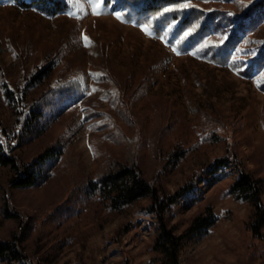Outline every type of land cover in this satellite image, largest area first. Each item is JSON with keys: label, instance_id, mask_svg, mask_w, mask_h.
Segmentation results:
<instances>
[{"label": "rangeland", "instance_id": "1", "mask_svg": "<svg viewBox=\"0 0 264 264\" xmlns=\"http://www.w3.org/2000/svg\"><path fill=\"white\" fill-rule=\"evenodd\" d=\"M61 1L64 9L58 15L0 2V140L23 162L57 139L67 153L66 165L61 159L48 162L44 178L29 189L13 188L12 173L0 167V240L19 239L37 264H152L158 222L146 211L149 200L117 212L84 197L72 219L52 214L76 184L134 159L148 179L174 194L193 173L208 172L226 155L227 141L210 139L204 128L213 120L226 123L231 147L246 171L264 178V67L245 74L264 44V21L223 64L208 54L227 41V32H215L197 45L189 39L191 30L176 35L179 21L164 22L172 10L145 12L139 19L134 6L144 0ZM252 1L196 0L191 6L235 19ZM52 61L55 74L48 85L71 80L77 88L46 117L43 131L21 146L23 105L46 88L24 91V86ZM115 86L121 97L112 91ZM5 88L24 96L17 113ZM176 153L182 155L177 163L172 159ZM237 177L232 168L213 182L205 177L168 212L166 221L178 236L210 209L217 219L185 241L180 264H264V242L253 238L248 227L251 205L227 195Z\"/></svg>", "mask_w": 264, "mask_h": 264}, {"label": "trees", "instance_id": "2", "mask_svg": "<svg viewBox=\"0 0 264 264\" xmlns=\"http://www.w3.org/2000/svg\"><path fill=\"white\" fill-rule=\"evenodd\" d=\"M144 1L140 5L134 6L136 9L135 16L140 19L145 12L161 13L163 9H171L170 18L168 16L164 17V22L170 20L179 21L180 28L176 35L191 30L192 33L189 39L192 42H197V45L203 43L208 36L215 32H227L229 36L227 41L215 53L208 54L210 60L223 64L231 62L239 42L253 35L264 21V0L249 2L245 14L235 19H226V12L207 13L198 5L191 6V3L196 0ZM0 2H11L23 9H36L48 15H58L64 9V4L61 0H0ZM134 2H137V0ZM185 3L192 8L188 10V7H183ZM223 22L224 25L222 24ZM161 24L164 25L162 21ZM255 66L258 68L264 67V44L260 47L257 56L245 74L251 75ZM54 74L55 65L52 61L33 72L27 79L24 91L41 85H45L46 88L37 100L23 105L26 109H24V112L27 111V114L22 133L18 136L19 145L21 146H23L25 141L34 138L43 131L46 117L59 107L62 99L73 95V91L77 88V85L71 83V80L66 83L56 82L53 86L48 85V80ZM111 89L119 97L122 96V91L119 87L115 86ZM4 96L12 110L17 113L24 96H16L15 92L9 88H5ZM123 106L129 112L128 103L124 102ZM219 122L213 120L208 122V125L204 126V128L209 131L207 135L210 139L214 140L220 136V138L227 141L230 147H228L226 155L217 158L208 172L198 170L193 173L190 179L174 194H169L165 190L162 191L159 188L160 186L156 185L155 180L148 179L136 159L130 163L117 162L114 167L109 166L105 172L100 173L95 180L76 184L65 202L59 205L52 216L58 217V219L62 218V220L72 219L81 211L84 197L96 198L101 204L117 212L142 200H149L150 205L146 208V211L153 214L158 222V234L152 244V251L155 253L152 264H180L185 241L214 226L217 219L214 212L210 209L206 216L195 218L183 235L178 236L175 229L169 226L166 221L168 212L182 198L203 184L205 177L210 178V182H213L216 179V175L222 173L225 168H232L237 171L238 177L229 187L227 195L251 205L253 212L248 227L253 238L263 243L264 178L246 171L244 161L239 158L236 148L231 147L233 144L231 143V137L227 133L226 123L220 122L219 124ZM118 132V135L125 137V132L121 128H118ZM136 135L141 136L139 130ZM134 140L139 141V138L135 137ZM62 141V139H57L52 143H48L33 160L23 162L14 154L11 146L0 140V167L9 169L12 173L11 186L19 189L34 187L41 178H44L43 167L55 159H61V163L66 165L67 153L62 147ZM135 154L138 155L137 153ZM157 157L159 161L164 160L161 154ZM181 157L182 155L176 153L172 159L177 163ZM16 243L17 247L12 244V241L0 240V264H27L26 253L17 238Z\"/></svg>", "mask_w": 264, "mask_h": 264}, {"label": "built area", "instance_id": "3", "mask_svg": "<svg viewBox=\"0 0 264 264\" xmlns=\"http://www.w3.org/2000/svg\"><path fill=\"white\" fill-rule=\"evenodd\" d=\"M12 244H14V246L17 247V243H16V239L15 241H12ZM27 257V255H25ZM30 261V264H35V260H29Z\"/></svg>", "mask_w": 264, "mask_h": 264}, {"label": "snow or ice", "instance_id": "4", "mask_svg": "<svg viewBox=\"0 0 264 264\" xmlns=\"http://www.w3.org/2000/svg\"><path fill=\"white\" fill-rule=\"evenodd\" d=\"M183 7L187 8V7H189V5H188L187 3H185V4L183 5ZM166 11H171V9H166ZM117 18H119V17H117ZM142 30H143V29H142ZM84 39L87 40V37H84Z\"/></svg>", "mask_w": 264, "mask_h": 264}, {"label": "bare ground", "instance_id": "5", "mask_svg": "<svg viewBox=\"0 0 264 264\" xmlns=\"http://www.w3.org/2000/svg\"><path fill=\"white\" fill-rule=\"evenodd\" d=\"M29 260H33V259H30V258H28V256H27V258H26V262H27V264H30V261ZM35 264H37L36 262H35Z\"/></svg>", "mask_w": 264, "mask_h": 264}]
</instances>
